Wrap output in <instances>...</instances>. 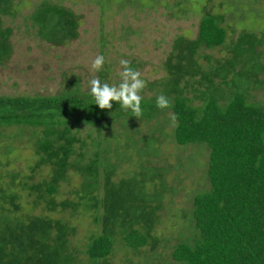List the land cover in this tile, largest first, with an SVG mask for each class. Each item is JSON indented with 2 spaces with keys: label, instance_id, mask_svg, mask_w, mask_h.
Instances as JSON below:
<instances>
[{
  "label": "trees",
  "instance_id": "trees-1",
  "mask_svg": "<svg viewBox=\"0 0 264 264\" xmlns=\"http://www.w3.org/2000/svg\"><path fill=\"white\" fill-rule=\"evenodd\" d=\"M212 1L167 3L166 8L179 17L200 14L198 34L194 39L174 40L163 62L164 76L149 84L154 94L142 97L139 118L117 102L101 110L89 91H81L74 76L55 95H0V129L13 128L0 137L14 143L27 134L26 147L35 160L28 173L7 170L9 163L1 157L7 160L19 149L12 142H0V264H86L80 258L83 253L97 264L112 254L117 237L134 251L156 246L159 240L153 230L163 206L155 198L161 194V182L164 198L169 190L168 170L153 162L159 149L149 145L159 141L154 137L157 130L142 136L137 123L155 120L167 110L173 111L176 124L167 134L164 127L158 128L164 130V137L178 146L209 150V187L193 197V228L174 247L173 260L176 264H264V105L250 99L252 90L264 84V30L256 33L239 20L236 25L242 29L237 38H230L229 9L212 12L208 6ZM95 2L106 12L113 4L151 8L157 0ZM22 12L21 0H0V66L11 59L12 38L20 29H15V19ZM79 21L72 8L42 0L23 24L35 40L63 45L79 37ZM217 48L226 49V56L203 55V50ZM160 94L169 98L170 108H157ZM169 119L164 118V124ZM119 121L133 128L124 134L123 152L131 154L129 149L138 148L142 154L136 159L139 165L117 180L121 159L112 145L122 132H114L111 125ZM86 127L90 132L84 133ZM94 129L97 133L92 136ZM139 134L140 142H135ZM44 168L45 175L36 179ZM75 179L79 183L72 189L73 198L57 201L61 185ZM84 214L100 230L81 253L72 246L77 233L72 218Z\"/></svg>",
  "mask_w": 264,
  "mask_h": 264
},
{
  "label": "rangeland",
  "instance_id": "rangeland-1",
  "mask_svg": "<svg viewBox=\"0 0 264 264\" xmlns=\"http://www.w3.org/2000/svg\"><path fill=\"white\" fill-rule=\"evenodd\" d=\"M41 1L21 0L23 12L15 19L14 27L20 29L15 30L12 38L13 54L6 65L0 66V95H55L65 88V81L73 79V76L79 79L83 93L90 92V81L93 78H98L102 84L118 85L121 82L120 61L123 59L135 65L134 69L141 73V79L145 81L146 86L140 95L152 96L154 89L150 88L149 84L164 76L163 62L169 55L174 40L179 36L196 38L201 19L200 14L190 12L185 17H179L173 10H168L167 3H174L176 0H157L151 8L138 7L137 3L113 4L112 9L109 8L106 12L100 10L95 0H53L72 8L80 18V26L78 38L68 44L51 45L48 42L35 40L33 33L23 24L24 17ZM229 5L231 9L228 8ZM208 6L212 12L224 13L229 9L226 13V27L230 38L238 37L242 29L236 25L239 20L245 21L244 23L249 24V27L252 26L256 33L264 30V0H238L231 4L225 0H213ZM235 10L236 13L233 12ZM226 54L227 50L224 48L203 50V55L214 58H222ZM98 55L105 57V64L100 71L92 72L91 61ZM250 99L264 105V84L252 90ZM172 115L173 111L167 110L155 120L137 123L142 136L149 131L157 130L154 137L159 141L154 146L149 145L153 150L159 149V156L153 158V162L159 168L165 167L168 170L166 184L169 190L164 198V183L161 182L159 188L161 194L155 198L163 206L158 212L159 222L153 230L159 242L154 247L147 245L134 251L126 247L122 239L117 237L112 254L105 261L97 264H176L171 253L179 242L190 235L193 228L190 220L193 197L209 187L206 176L209 150L201 146H178L171 137H164V130L159 132L158 128L164 127L165 134L170 133L176 124L172 121ZM166 117L170 118L169 124H164ZM158 122L161 126L157 125ZM124 124L125 121H119L111 125L115 128L114 132L123 134L120 133L121 135L117 136V141L112 145L114 150L117 149L118 157L121 159L117 180L126 177L139 165L136 159L142 154L138 148L133 149L132 152L128 150L133 154L131 157L128 152H123L126 143L124 134L131 133L133 129L131 125L125 128ZM11 129L13 128L0 129V133L8 135ZM96 131L97 129H94L92 136H95ZM85 132H90V129L86 127ZM140 134L134 136L135 142H140ZM27 136L25 134L14 143L7 136L0 137V142H12L13 146L19 149L7 160L1 157L9 163L8 167H5L7 170L24 174L29 172L28 167L35 160L26 147ZM35 175H37L36 179L45 175V168ZM78 183L79 179L69 184L63 183L56 197L57 201L73 198L71 192ZM154 190L153 186L152 191ZM72 221L77 227V233L72 238V246L83 253L91 235L100 230L99 225L91 216L85 214L75 216ZM80 258L86 264H93L84 253L80 254Z\"/></svg>",
  "mask_w": 264,
  "mask_h": 264
},
{
  "label": "clouds",
  "instance_id": "clouds-1",
  "mask_svg": "<svg viewBox=\"0 0 264 264\" xmlns=\"http://www.w3.org/2000/svg\"><path fill=\"white\" fill-rule=\"evenodd\" d=\"M104 64L105 57L98 55L91 61L90 70L98 72ZM120 65L122 67L119 73L121 82L118 85L102 84L98 78H93L90 81L89 94L101 110L111 109L113 102H117L122 109L130 110L134 117L139 118L143 114L140 93L146 86L145 81L141 79V73L130 66V61L122 59ZM156 106L161 110L168 109L171 107V102L168 97L160 94L156 97ZM172 121L176 122L175 116L172 117Z\"/></svg>",
  "mask_w": 264,
  "mask_h": 264
}]
</instances>
